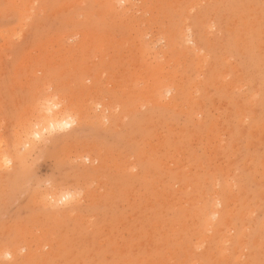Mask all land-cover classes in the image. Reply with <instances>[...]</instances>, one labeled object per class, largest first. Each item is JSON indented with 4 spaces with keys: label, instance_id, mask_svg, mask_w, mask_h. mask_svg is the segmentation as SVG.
Segmentation results:
<instances>
[{
    "label": "rangeland",
    "instance_id": "obj_1",
    "mask_svg": "<svg viewBox=\"0 0 264 264\" xmlns=\"http://www.w3.org/2000/svg\"><path fill=\"white\" fill-rule=\"evenodd\" d=\"M53 94L76 122L0 172V264H264V0H0V147Z\"/></svg>",
    "mask_w": 264,
    "mask_h": 264
},
{
    "label": "clouds",
    "instance_id": "obj_2",
    "mask_svg": "<svg viewBox=\"0 0 264 264\" xmlns=\"http://www.w3.org/2000/svg\"><path fill=\"white\" fill-rule=\"evenodd\" d=\"M51 92V89H49ZM62 104L59 96L49 95L37 101L36 111L38 119L31 123L18 138L14 147V153L0 147V172H12L18 161L57 133L68 131L75 124V117L71 113H65L58 117ZM3 142H0L2 145ZM32 181L29 185L32 186ZM35 189L39 194L41 204L53 211L71 208L82 202L83 189L57 180L54 173L44 177L38 176L35 180ZM215 219V217H213Z\"/></svg>",
    "mask_w": 264,
    "mask_h": 264
},
{
    "label": "bare ground",
    "instance_id": "obj_3",
    "mask_svg": "<svg viewBox=\"0 0 264 264\" xmlns=\"http://www.w3.org/2000/svg\"><path fill=\"white\" fill-rule=\"evenodd\" d=\"M202 62H203V60H202ZM197 71V70H196ZM207 91V90H206ZM205 92V91H204ZM186 93V92H185ZM187 95V94H186ZM199 95V94H198ZM188 97V96H187ZM181 97H179V99H180ZM194 106V105H193ZM191 107V106H190ZM61 113V112H60ZM60 113H58L57 115H58V117H62V116H60ZM187 113V112H186ZM167 127V126H166ZM169 127V126H168ZM167 127V128H168ZM169 129V128H168ZM214 182V181H213ZM217 182V181H216ZM217 201V200H216ZM217 203V202H216ZM218 204V203H217ZM235 213V212H234ZM210 217H208V219H209ZM210 220V219H209ZM252 227V226H251ZM224 242V241H223ZM10 251H8V253H9ZM1 254H5V252L3 251Z\"/></svg>",
    "mask_w": 264,
    "mask_h": 264
}]
</instances>
